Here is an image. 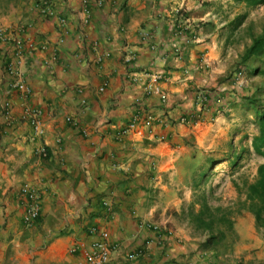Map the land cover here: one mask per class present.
I'll use <instances>...</instances> for the list:
<instances>
[{
    "label": "crops",
    "instance_id": "crops-1",
    "mask_svg": "<svg viewBox=\"0 0 264 264\" xmlns=\"http://www.w3.org/2000/svg\"><path fill=\"white\" fill-rule=\"evenodd\" d=\"M234 3L247 5L89 0L86 14L83 0H0V29H20L19 46L0 36V264H81L103 238L115 247L107 264H264V221L249 202L218 244L188 215L201 154L234 109L264 97V52L245 56L264 34V4L231 14ZM18 80L42 111V137L20 121ZM25 185L41 200L32 225Z\"/></svg>",
    "mask_w": 264,
    "mask_h": 264
},
{
    "label": "rangeland",
    "instance_id": "rangeland-1",
    "mask_svg": "<svg viewBox=\"0 0 264 264\" xmlns=\"http://www.w3.org/2000/svg\"><path fill=\"white\" fill-rule=\"evenodd\" d=\"M230 5L231 14L248 11L250 8L248 5L235 3ZM261 17H264V14ZM257 24L263 26L264 18L263 21L258 19ZM256 102L257 110L254 111L247 107L246 111H243L236 108L233 110L234 115L231 117V122L227 123V119L225 123H221L212 147L200 156L202 159L200 163L207 161V164L200 165L207 175L203 178L200 176L193 181L194 189L197 188L196 183L201 180L200 189L211 192L209 200L212 205L231 206L235 209L234 215H236L237 206L244 203L245 182L250 183L255 180L261 161V157L251 148L250 140L257 128L255 121L259 113L264 112V97L258 96ZM236 155H240V158L237 160L238 165L233 167L229 158ZM211 158H217L218 162L209 168ZM254 205L258 207L261 202H255Z\"/></svg>",
    "mask_w": 264,
    "mask_h": 264
},
{
    "label": "trees",
    "instance_id": "trees-1",
    "mask_svg": "<svg viewBox=\"0 0 264 264\" xmlns=\"http://www.w3.org/2000/svg\"><path fill=\"white\" fill-rule=\"evenodd\" d=\"M238 2L244 1L249 7H255L264 4V0H236ZM246 14H239L235 17L233 23L241 24L244 22ZM261 51L264 52V34L261 37L254 39L252 45L249 47L246 53V58H249L252 54ZM264 74V69L262 70ZM264 91V89H263ZM262 91V92H263ZM256 98L251 100V103H255ZM258 125L260 127V134L253 137L254 151L264 157V112L259 113L257 118ZM240 155L231 156V166L236 167L237 160ZM217 158H211L209 162V168L215 165L218 161ZM207 172H203L201 178L205 177ZM201 181V180H200ZM197 182V188L194 189L191 202L188 207V215L192 228L196 232H200L206 236L205 245L218 244L225 240L227 236L234 229V214L235 209L227 205H212L210 203L211 192H205L201 187V183ZM246 192L244 203L251 202L250 205L253 209H256V215L258 222L261 224L264 221V163L259 164L257 168V176L253 182H245ZM255 202H261L258 207L254 205Z\"/></svg>",
    "mask_w": 264,
    "mask_h": 264
},
{
    "label": "built area",
    "instance_id": "built-area-1",
    "mask_svg": "<svg viewBox=\"0 0 264 264\" xmlns=\"http://www.w3.org/2000/svg\"><path fill=\"white\" fill-rule=\"evenodd\" d=\"M85 3L84 11L86 14H89L91 12V8L89 6V0H83ZM103 0H95V5L98 7V5H102ZM51 11H46L47 14H49ZM52 14V13H51ZM63 21V19H62ZM87 21V19H85ZM20 31V29H13L11 31L5 32L4 29H0V36L5 37L7 36L8 39L14 40V42L19 46L20 40L17 38V33ZM9 71L12 72L11 67H9ZM244 72L243 69H240L235 79L237 82L244 81ZM14 84V87L19 91L21 96L25 99L28 94V88L27 86L20 80L16 81ZM153 90V87L150 85L147 87L146 91L150 92ZM136 102L138 104H142V99L137 98ZM82 105L86 106L85 101H82ZM42 111L39 108L31 107L30 105L26 104L25 99V105L23 112L20 117V121L27 123L32 128V137L36 136H43L45 133L44 126L41 121ZM135 122L130 123L127 129L121 131L118 133V136L121 137L125 132L133 127H135ZM148 122H152V116L148 117ZM83 134L88 135V129H83ZM40 155L45 157L47 156V152L45 149H41L39 151ZM19 198L22 204L25 208V214H24V223L26 225H32L35 221H37L40 217L41 212V200L40 195L38 192V189L32 185H25L20 189ZM93 231V230H92ZM115 250V247L109 243V241L105 238L95 241L91 249L85 254V261L81 264H107L111 260V256L113 251Z\"/></svg>",
    "mask_w": 264,
    "mask_h": 264
}]
</instances>
